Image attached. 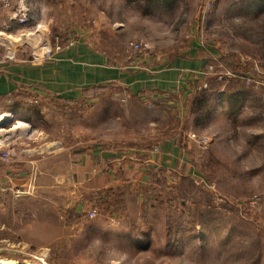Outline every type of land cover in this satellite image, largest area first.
I'll return each instance as SVG.
<instances>
[{
	"label": "rangeland",
	"instance_id": "1",
	"mask_svg": "<svg viewBox=\"0 0 264 264\" xmlns=\"http://www.w3.org/2000/svg\"><path fill=\"white\" fill-rule=\"evenodd\" d=\"M165 1L13 0L0 12V60L38 61L75 41L112 65L188 66L154 98L109 86L90 99L22 107L31 128L19 139L34 136L45 157L53 147L71 157L123 152L103 174L122 185L87 195L78 211L50 168L20 193L0 191V262L31 264L44 252L46 264H264V16L248 10L257 0ZM236 97L246 104L228 106ZM165 145L181 154L168 150L175 164L152 168Z\"/></svg>",
	"mask_w": 264,
	"mask_h": 264
},
{
	"label": "crops",
	"instance_id": "2",
	"mask_svg": "<svg viewBox=\"0 0 264 264\" xmlns=\"http://www.w3.org/2000/svg\"><path fill=\"white\" fill-rule=\"evenodd\" d=\"M173 1L165 2L174 4ZM13 3L16 2L12 0ZM248 10L264 16V0L254 1ZM128 60L123 65H112L111 59L101 51L78 45L55 54L51 61L17 60L0 65V144H4L15 155L13 164L0 162V191L22 190L32 179H36L32 178L34 175L39 180L50 168V174H55V185L61 187L63 192L71 190L67 193L76 196L74 208L78 211L87 195L94 197L102 190L110 191L114 185H122L120 181L106 179L103 174L109 173L110 166H119L124 161L125 157L120 155L123 152L95 147L80 156L71 157L62 149L53 147V151H49L50 157H45L41 144L34 136L19 139L15 133H26L31 128L23 120L21 109L32 100L54 97L77 102L84 99L85 91L109 86H119L137 98H154L156 94L173 90L180 82L181 70L188 67L182 63L177 69H174L175 66L166 70L151 69L141 67L144 58H137L130 63ZM203 64L200 62L199 67ZM236 98L239 99L234 98L228 106L240 102L246 104L241 97ZM237 111L236 108L232 114ZM32 142L39 145L32 146ZM172 146L165 145L163 155L152 158V168L168 169L175 164L178 158L170 157L168 152L172 150L175 155L181 153ZM63 162H66L65 165ZM100 164L106 170L99 173L101 175L90 177L96 174Z\"/></svg>",
	"mask_w": 264,
	"mask_h": 264
},
{
	"label": "built area",
	"instance_id": "3",
	"mask_svg": "<svg viewBox=\"0 0 264 264\" xmlns=\"http://www.w3.org/2000/svg\"><path fill=\"white\" fill-rule=\"evenodd\" d=\"M11 6H12V0H0V12L9 10ZM75 46H76V42L72 41V42L67 43V45H65L64 47H58L56 52H62L63 50L74 48ZM133 50L137 54H142L143 45L135 44L133 45ZM53 58L54 56H52L51 53H45L39 59H36V60L46 62V61H51ZM8 62L9 61L5 59L0 60V65L8 63ZM189 139L203 149H207L211 143V140L209 138L200 137L197 134H191L189 136ZM158 152L159 150L155 149L154 153L157 154ZM14 158H15V155L10 150H8V148L4 144L1 143L0 144V162L10 165V164H13ZM21 191H24V190L23 189L17 190L16 192L20 193ZM97 214L98 213L96 209L89 212V216L91 219L96 218ZM47 257H49V253H44V252L34 253L33 255H31L30 263L31 264H46Z\"/></svg>",
	"mask_w": 264,
	"mask_h": 264
},
{
	"label": "trees",
	"instance_id": "4",
	"mask_svg": "<svg viewBox=\"0 0 264 264\" xmlns=\"http://www.w3.org/2000/svg\"><path fill=\"white\" fill-rule=\"evenodd\" d=\"M104 89H107V88H95V89H92L91 91H85L84 92V98L85 99H90V98H93L95 96H97L99 94V92H102ZM207 95L208 93L205 92L202 94L201 97L199 98H196L194 100V103H195V108H197V110H200L201 107H203V105L205 104V102L207 101Z\"/></svg>",
	"mask_w": 264,
	"mask_h": 264
},
{
	"label": "bare ground",
	"instance_id": "5",
	"mask_svg": "<svg viewBox=\"0 0 264 264\" xmlns=\"http://www.w3.org/2000/svg\"><path fill=\"white\" fill-rule=\"evenodd\" d=\"M1 264H14V262H9L7 260H1Z\"/></svg>",
	"mask_w": 264,
	"mask_h": 264
}]
</instances>
